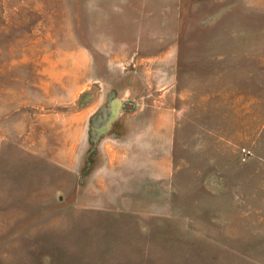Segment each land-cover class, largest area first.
Returning <instances> with one entry per match:
<instances>
[{"label":"rangeland","instance_id":"374dc122","mask_svg":"<svg viewBox=\"0 0 264 264\" xmlns=\"http://www.w3.org/2000/svg\"><path fill=\"white\" fill-rule=\"evenodd\" d=\"M0 264H264V0H0Z\"/></svg>","mask_w":264,"mask_h":264}]
</instances>
